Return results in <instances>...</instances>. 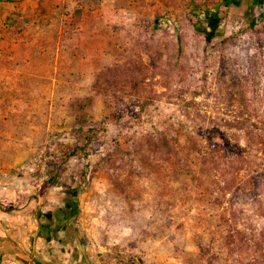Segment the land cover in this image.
<instances>
[{
	"label": "rangeland",
	"instance_id": "1",
	"mask_svg": "<svg viewBox=\"0 0 264 264\" xmlns=\"http://www.w3.org/2000/svg\"><path fill=\"white\" fill-rule=\"evenodd\" d=\"M27 7H0V68L17 60L21 71L0 90L6 109L20 107L5 117L21 144L14 172L36 197L71 195L98 264H264L239 233L226 238L230 227L258 235L264 190L240 195L230 215L209 166L217 149L183 133L238 136L230 127L243 119L264 128V0Z\"/></svg>",
	"mask_w": 264,
	"mask_h": 264
},
{
	"label": "crops",
	"instance_id": "2",
	"mask_svg": "<svg viewBox=\"0 0 264 264\" xmlns=\"http://www.w3.org/2000/svg\"><path fill=\"white\" fill-rule=\"evenodd\" d=\"M31 1L0 0V7H9L13 11L19 7L20 12H23V8L30 13L34 11L33 8L27 7ZM82 13L81 10H77L74 15L79 20ZM13 19H17L15 15ZM12 47L14 51L19 45L13 44ZM12 61L11 70L6 69V66L0 68L1 85L4 75L21 74L20 62ZM11 96L15 98V92H12ZM16 96H19L18 93ZM5 99L6 92L2 88L0 90V264H98L93 243L84 234L83 222L76 217L77 214L72 212L61 217L55 214L49 215L51 204L45 199L36 200V185L31 186V178H21L14 172L15 168L20 167L21 144L18 136L15 137L14 120L10 124L9 119L6 120L5 117L9 114L19 116L21 110L13 104L6 112ZM17 121L19 122V118ZM18 133L17 128L16 134L19 135Z\"/></svg>",
	"mask_w": 264,
	"mask_h": 264
},
{
	"label": "trees",
	"instance_id": "3",
	"mask_svg": "<svg viewBox=\"0 0 264 264\" xmlns=\"http://www.w3.org/2000/svg\"><path fill=\"white\" fill-rule=\"evenodd\" d=\"M118 117V114H115L114 118ZM248 122L246 119L236 120V124L230 129L238 132L239 135L233 137L222 134L221 131L210 126L183 127L185 135L207 139L211 142V147L217 149L212 150L213 155L209 159V166L215 173L217 180L223 185L224 193L228 196L227 205L232 216L235 215L237 199L240 195L249 196L254 190L258 191L259 189V192L264 190V128L253 125L249 127ZM222 151H225V158L214 155V153L217 154V152ZM185 164V167H188V162ZM200 164L202 163L195 164V167H191L192 169L189 171L195 173ZM262 207L260 204V213L263 211ZM258 215L260 216V214ZM234 233L241 235L242 248L264 254V226L256 237L247 231L238 232L236 227L233 229L230 227L226 236L228 243L232 242V234Z\"/></svg>",
	"mask_w": 264,
	"mask_h": 264
},
{
	"label": "flooded vegetation",
	"instance_id": "4",
	"mask_svg": "<svg viewBox=\"0 0 264 264\" xmlns=\"http://www.w3.org/2000/svg\"><path fill=\"white\" fill-rule=\"evenodd\" d=\"M37 201H38V197H36ZM49 204H51V210L48 211L49 215H59L61 217V215H68V214H72V212L75 213V208L73 207V203H72V197L71 195H59L57 197H52L50 199Z\"/></svg>",
	"mask_w": 264,
	"mask_h": 264
}]
</instances>
